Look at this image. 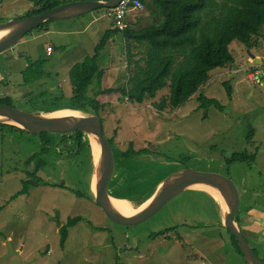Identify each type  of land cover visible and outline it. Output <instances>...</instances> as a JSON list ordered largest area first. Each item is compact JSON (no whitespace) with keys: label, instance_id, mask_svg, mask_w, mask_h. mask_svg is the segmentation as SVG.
Here are the masks:
<instances>
[{"label":"rangeland","instance_id":"1","mask_svg":"<svg viewBox=\"0 0 264 264\" xmlns=\"http://www.w3.org/2000/svg\"><path fill=\"white\" fill-rule=\"evenodd\" d=\"M84 1L106 0H61V3ZM33 7V0H0V19L13 21ZM145 16V11L132 12L125 22ZM51 23L75 32L69 36L70 45L63 43L65 47L54 52V56L58 55L54 62L40 41L25 44L32 34L0 54V96L10 98V90L23 88L20 95L27 102L13 97L10 104L25 113L49 115L75 106L71 101L74 96L71 70L94 55L95 47L113 26L106 9ZM137 25H131L134 27L130 29H136ZM36 31L40 30L33 33ZM57 38L60 43L68 39L63 35ZM113 39L118 44L114 48L106 46L101 52L98 64L104 74L94 80L87 95L99 105L98 112L89 106L80 112L85 116L97 114L106 138L112 143L115 169L108 188L110 196L137 208L154 196L163 181L181 170L225 175L240 189L242 205L237 221L264 262V221H251L253 213H248L247 204L248 180L254 185L261 184L256 172L264 170V26L254 37L256 45L252 49L240 40L232 42L229 50L235 62L213 70L193 97L177 109L167 107L163 112L158 106L168 97L169 89L142 105L123 99L121 91L127 82L126 42H119L118 35ZM129 46L135 60L142 57L141 47L135 43ZM250 53L261 63L257 64ZM27 60L32 64L35 60L47 62L46 66L54 72L49 84L62 88L60 97L53 98L49 91L24 85ZM257 70L263 75L259 83H254ZM28 71L33 78L36 72ZM107 72L113 76L111 84L106 81ZM225 83L231 87V98ZM108 88L118 93L99 95ZM199 96L218 101L225 111L200 109ZM252 130H256L252 140L257 141L256 146L249 137ZM57 137H51L56 142L46 159L50 163L44 173L48 183L42 184L37 179L40 177H27L29 171L25 170L27 157L44 148L40 137L0 126V264H247L230 233L224 228L217 230L222 227L219 204L199 191L182 192L139 226L112 223L93 200L94 172L87 139L80 148L75 140L63 138L66 147L61 149L57 147ZM246 151H260L257 167L250 169L242 162L227 164L225 158ZM126 152L130 157L123 159L121 155ZM67 155L69 160L63 161ZM28 178L35 186L13 199L23 191ZM255 202L252 200L251 204ZM261 210L264 198L255 207L264 216ZM76 217L82 221L69 230L63 249L59 224L66 225ZM166 231L169 233L165 234Z\"/></svg>","mask_w":264,"mask_h":264},{"label":"trees","instance_id":"2","mask_svg":"<svg viewBox=\"0 0 264 264\" xmlns=\"http://www.w3.org/2000/svg\"><path fill=\"white\" fill-rule=\"evenodd\" d=\"M107 1L109 0L105 2ZM142 1L145 4L146 16L139 17L135 21L136 24H139L136 29L126 27L122 32L114 28L108 30L95 47L94 55L72 68L71 80L74 96L71 101L75 106L82 108L89 106L96 113L98 112L97 107L99 105L96 106V101L87 95L94 80L103 75L98 60L101 52L116 34H120L126 42V56L132 61V66L128 71L126 88L121 91L123 99H126L129 104L142 105L147 100H155L159 93L169 89L168 97L162 100L158 106L159 110L163 112L167 107L177 109L193 97L200 87L208 81L209 74L213 70L222 69L235 62V58L229 50L232 42L240 40L247 48L252 49L254 44L256 45L253 40L254 37H258L264 26V0ZM33 3L32 9L15 19L34 16L62 5L61 0H33ZM144 21L145 25L143 24ZM2 22L0 19V23ZM49 23L41 25L36 30L48 29ZM130 43H135L143 49L141 58L131 60L134 55L130 52ZM30 65L32 69H27L25 72V84L32 87L44 79L45 74L40 68L41 63H31ZM28 70L36 72L33 74V78ZM224 86L229 98H231L230 85L225 83ZM113 93H118V91L107 90L102 91L101 94L111 95ZM10 101L11 98L3 99L0 96V105L11 106ZM197 102L200 109L205 111L210 108L221 113L225 111L216 100L199 96ZM75 106L66 109L81 112ZM59 110L61 109L55 112ZM0 126L22 131L11 125ZM254 133L255 130H252L249 134L253 145ZM51 136L48 133L40 135L45 142V148L40 154H50ZM74 136L80 148L84 139H87V148L90 157H92L89 138L83 132H77ZM254 156V153L246 151L234 153L225 159L228 165H234L238 162L251 165ZM121 157L128 159L130 153H123ZM30 186H35V182L25 183L23 191L15 195L13 199L27 194ZM81 221V217H76L70 219L66 225L59 224L60 245L63 249L69 237V230ZM158 234L161 235L162 233ZM230 235L244 256L237 239L231 233Z\"/></svg>","mask_w":264,"mask_h":264},{"label":"water","instance_id":"3","mask_svg":"<svg viewBox=\"0 0 264 264\" xmlns=\"http://www.w3.org/2000/svg\"><path fill=\"white\" fill-rule=\"evenodd\" d=\"M122 0L84 1L64 4L40 14L10 22L0 23V54L11 49L22 38L50 21L75 19L99 9L112 10ZM251 58L261 63L254 55ZM24 89H12V96ZM34 115L25 113L7 105H0V124L11 125L32 134H71L83 132L88 138L93 137L100 148V162L95 163V175L92 182L93 200L114 224L123 227H134L148 221L161 211L170 201L182 192L202 186L217 190L223 197L222 226L237 239L247 264H264L256 255L240 224L236 221L242 205V196L236 182L225 175L199 173L193 170H181L163 181L154 196L145 201L144 209L132 216L117 214L113 206V197L109 194V183L114 175L115 155L110 141L106 138L100 118L96 115L85 116L82 113L74 118ZM94 179L96 180L94 186ZM44 180V179H42ZM46 180V178H45Z\"/></svg>","mask_w":264,"mask_h":264},{"label":"crops","instance_id":"4","mask_svg":"<svg viewBox=\"0 0 264 264\" xmlns=\"http://www.w3.org/2000/svg\"><path fill=\"white\" fill-rule=\"evenodd\" d=\"M50 22H56V21H50ZM131 25H134L135 26L136 25V22H133L131 20H129V21L126 22V27H128V28L134 27V26H131ZM113 28L114 27L112 26L111 29H113ZM33 32L31 33L32 34L31 35L32 38L29 39L28 41H25V44L31 42V40H34V41H40V43H42V47H44L47 50H48L47 47L48 46H51L52 49H53V51L51 53H48V56L51 57V62H54L55 61L54 59H58V55L57 56H54V52L56 50L63 49L65 47V45H63V43H67L66 45H68V44L70 45L71 44L72 37L69 38V36H71V35H73L75 33L74 31H65L63 27H60L59 25H53V23H51V24L49 23L48 29H46V30H41V31H38V32L36 31V33H33ZM59 35L67 36L68 39L63 40L60 43V41L57 38ZM117 35L120 37V41L119 42H122L123 41L125 43L123 37L120 34H116L113 37H115ZM115 44H118V43H116L114 41V39L112 38L110 40V42L107 44V46H109V48H111V47L114 48L115 47L114 46ZM56 45H58V46H56ZM124 50H125V47H124ZM131 54L134 55L133 53H131ZM134 58H135V55H134L133 58H131V60L134 59ZM126 59H127V57H126ZM129 61H130V59H127V61H126L127 63L124 62V65H125V68L124 69H125V72H126L127 79H128V76H129L128 71H129L130 67L132 66V65L129 64L130 63ZM33 62L34 63H38V62L41 63L40 68H41L42 71H44V74L45 75H44V79H42L37 84V86L35 85V86H32V87H36V88L38 87V89H42V91H44L46 93H47V91L51 92L53 98H57V96L60 97L61 96L62 88H59L58 89L57 87L53 86L52 84H49V82L52 81V75L51 74H54V72H52L49 69V65L46 66L45 63H47V62L44 61V60H35ZM26 63H27L28 69H32V67L30 65L31 64L30 60H27ZM53 71H58V70H53ZM103 74H104V71H103ZM262 75L263 74H260V72H258V70H257L255 72L256 78L253 77V80H255L254 83H256V82L259 83L260 78L262 77ZM107 77L108 78H106V81L109 84H111L112 81H113V76L112 75H108V72H107ZM103 78H104V76H103ZM107 90H113V89L112 88H108V89H105L103 91H107ZM101 93H102V91L99 92V95L104 96ZM113 95H114V93L111 94V95H109V96H113ZM67 107H72V106H67ZM75 107L78 108L80 106H75ZM78 110L81 111L83 109H82V107H80V108H78ZM61 111H65V112L66 111H69V112L80 113L79 111H73V110H67V109H63V110L61 109V110L57 111L56 113H59ZM254 134L256 136V130H255V133ZM255 136L253 138H255ZM256 144H257V141H255V139H254V146H256ZM253 153H254L255 156H254V161L252 162L251 165H249L250 166V169H254V167H257L256 163H257L258 154L260 153V151L258 153L257 152H253ZM94 164H95V160H94ZM94 167H95V165H94ZM263 167H264V163H263ZM256 173H257V175L259 177V181H261V184L258 185V183L256 182L255 185H254V182L253 181L248 180V182H249V193H248V201L249 202L247 203L248 204V213H250L251 215L253 213V216H251V221H254L255 222V220H257V221L263 222L264 221V216H262V214H260L259 212L255 211V207H257L259 205V202L264 198V170H258ZM94 175H95V171L93 173V178H94ZM92 182H93V179H92ZM257 185H258V187H257ZM91 187H92V183H91ZM189 190L199 191L201 193H204L206 196L208 195L213 202L219 204V206L221 208V211H222V204H221V202L218 199H215V197H213L209 192H207V191H205L203 189H200L199 187H194V188H191ZM113 198H115V197H113ZM120 200H122V199H120ZM252 200H256V202L253 203V204H251V201ZM261 211H264V210H261ZM167 233H169V232H167ZM167 237H169V236H167Z\"/></svg>","mask_w":264,"mask_h":264},{"label":"flooded vegetation","instance_id":"5","mask_svg":"<svg viewBox=\"0 0 264 264\" xmlns=\"http://www.w3.org/2000/svg\"><path fill=\"white\" fill-rule=\"evenodd\" d=\"M24 85H25V82H24ZM35 86V85H34ZM36 86H37V84H36ZM31 88V87H30ZM36 88V87H35ZM37 90H40V91H42V89H38V87L36 88ZM23 95V94H22ZM14 97V99H17L18 101H20V102H27L24 98H22L21 97V95H20V93L18 94V95H14V96H12V97H10V98H13ZM11 102V101H10ZM11 105V104H10ZM10 107H12L13 108V106L11 105ZM0 125H4V124H0ZM14 130H16V129H14ZM19 131V130H18ZM22 131H24V130H22ZM21 131V132H22ZM24 132H26V131H24ZM26 133H29V132H26ZM30 134H32V133H30ZM49 134V133H48ZM74 134L75 133H71V134H50V135H52L51 137H53L54 135H57L58 137H57V147H60L61 149H63V148H65L66 147V144H65V142L63 141V138H70V139H72V140H75L76 141V143L78 144V142H77V140H76V137L74 136ZM33 135H36V136H39L40 137V135L41 134H33ZM86 135V134H85ZM87 136V135H86ZM40 139H41V142H42V145H44V148H45V142H44V139H42L41 137H40ZM56 141L54 140V142H53V140H52V145H51V148H52V146H53V144L55 143ZM111 143V142H110ZM90 145H91V155H92V157H91V160H92V163H93V172L95 171V167H94V160H96V158H95V156H94V148H93V145H92V143H91V141H90ZM111 145H112V143H111ZM86 147V146H85ZM44 148H42V149H44ZM42 151V150H41ZM41 151H40V153H41ZM40 153H35V154H33L32 156H30V157H27V159L25 160V170H27L28 169V171H29V173L27 172V177L28 176H38V177H40V178H37L38 180H40L41 181V183L42 184H47L48 182H47V176L44 174L45 173V170L47 169V167H49V164L50 163H48V161L46 160L47 159V157L50 155H47V154H40ZM67 157H68V155H67ZM67 157H65V158H63V161H68L69 160V157L67 158ZM41 177H45L46 178V181H44V180H42V178ZM29 179V178H28ZM27 182H32L30 179L29 180H27L25 183H27ZM92 190V189H91ZM93 194V193H92ZM220 229H223V226L222 227H220V228H217V230H220ZM255 252V251H254ZM257 255V254H256ZM258 256V255H257Z\"/></svg>","mask_w":264,"mask_h":264},{"label":"bare ground","instance_id":"6","mask_svg":"<svg viewBox=\"0 0 264 264\" xmlns=\"http://www.w3.org/2000/svg\"><path fill=\"white\" fill-rule=\"evenodd\" d=\"M4 34L2 32H0V38L3 36ZM79 114L75 113V112H69V111H61L59 113H57L55 115V117H59V118H74V117H78ZM89 140L91 141L93 148H94V156L96 158L95 163H99L100 162V148L97 144V142L94 140L93 137H90ZM96 180L94 179V186H95ZM200 189H203L207 192H209L213 197H215V199H218L221 203H223V197L220 194L219 191L211 189V188H207V187H202V186H198ZM113 202V206L115 208V211L117 214L123 215V216H132L136 213H139L142 209H144V207L146 206L143 205L140 208H134L130 205V203L126 200H120V199H112Z\"/></svg>","mask_w":264,"mask_h":264},{"label":"built area","instance_id":"7","mask_svg":"<svg viewBox=\"0 0 264 264\" xmlns=\"http://www.w3.org/2000/svg\"><path fill=\"white\" fill-rule=\"evenodd\" d=\"M145 4L142 0H122L114 9L108 10L109 16H112L113 27L119 32L126 28L125 19L132 12H143ZM48 53L53 51L51 46H48ZM256 78V76H254ZM255 82V81H254Z\"/></svg>","mask_w":264,"mask_h":264}]
</instances>
